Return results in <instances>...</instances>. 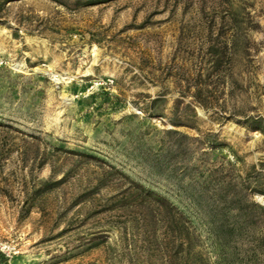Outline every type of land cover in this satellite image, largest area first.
I'll return each instance as SVG.
<instances>
[{
	"label": "rangeland",
	"instance_id": "obj_1",
	"mask_svg": "<svg viewBox=\"0 0 264 264\" xmlns=\"http://www.w3.org/2000/svg\"><path fill=\"white\" fill-rule=\"evenodd\" d=\"M0 264H264V0H0Z\"/></svg>",
	"mask_w": 264,
	"mask_h": 264
}]
</instances>
